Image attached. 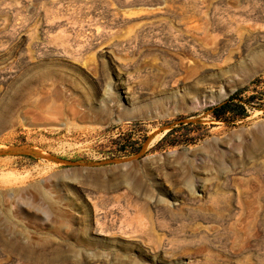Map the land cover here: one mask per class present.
<instances>
[{
  "label": "rangeland",
  "instance_id": "374dc122",
  "mask_svg": "<svg viewBox=\"0 0 264 264\" xmlns=\"http://www.w3.org/2000/svg\"><path fill=\"white\" fill-rule=\"evenodd\" d=\"M0 264H264V0H0Z\"/></svg>",
  "mask_w": 264,
  "mask_h": 264
},
{
  "label": "trees",
  "instance_id": "16d2710c",
  "mask_svg": "<svg viewBox=\"0 0 264 264\" xmlns=\"http://www.w3.org/2000/svg\"><path fill=\"white\" fill-rule=\"evenodd\" d=\"M242 92L243 90H236L234 93H232L230 96H228L225 100H223L219 104L211 106L209 108V113L211 115V118L214 121H218V122H232L236 119L245 118L247 116V107L251 106L253 97H250L247 100H242L241 98H239ZM168 135L169 133H167L164 136V139ZM120 149L125 150V148H120ZM129 150H130L129 152H135L137 149L130 148Z\"/></svg>",
  "mask_w": 264,
  "mask_h": 264
},
{
  "label": "bare ground",
  "instance_id": "6f19581e",
  "mask_svg": "<svg viewBox=\"0 0 264 264\" xmlns=\"http://www.w3.org/2000/svg\"><path fill=\"white\" fill-rule=\"evenodd\" d=\"M213 54V53H212ZM215 54V53H214ZM220 55V54H219ZM221 56V55H220ZM229 56V55H228ZM214 58V57H213ZM213 62L217 61V60H220L219 58H214ZM211 60V62H212ZM223 60V59H221ZM239 60V59H237ZM206 61V60H205ZM235 61V60H234ZM240 61V60H239ZM212 62V63H213ZM222 62H225V61H222ZM229 62V61H228ZM217 63V62H216ZM227 63V61H226ZM239 63V62H237ZM235 63L233 64L232 67H236L238 64ZM215 63H213L212 65H214ZM217 64H215L214 66L216 67ZM230 67V68H232ZM230 69H228L229 71ZM223 75V74H222ZM222 75H217L215 73H208V74H205L203 75V81L199 84V88L197 89V91L199 92L200 95L204 96L205 94H208V93H211L212 91L216 90V86H217V83L219 82V80L221 79V76ZM202 78V77H201ZM219 86V85H218ZM218 90V89H217ZM218 92V91H217ZM206 97V96H205Z\"/></svg>",
  "mask_w": 264,
  "mask_h": 264
}]
</instances>
